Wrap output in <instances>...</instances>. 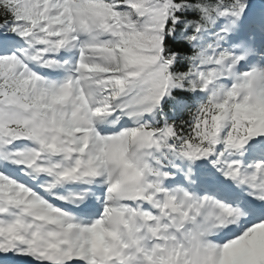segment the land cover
<instances>
[{"label": "snow or ice", "instance_id": "obj_1", "mask_svg": "<svg viewBox=\"0 0 264 264\" xmlns=\"http://www.w3.org/2000/svg\"><path fill=\"white\" fill-rule=\"evenodd\" d=\"M0 264H264V0H0Z\"/></svg>", "mask_w": 264, "mask_h": 264}]
</instances>
